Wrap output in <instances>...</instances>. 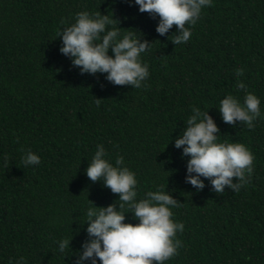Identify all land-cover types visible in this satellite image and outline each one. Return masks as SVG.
<instances>
[{"label": "trees", "instance_id": "obj_1", "mask_svg": "<svg viewBox=\"0 0 264 264\" xmlns=\"http://www.w3.org/2000/svg\"><path fill=\"white\" fill-rule=\"evenodd\" d=\"M80 12L117 20L107 30L118 38L133 31L152 43L140 56L149 70L141 88L81 75L60 52L59 33ZM158 23L135 0H0V264H76L89 239L88 208L119 200L86 175L101 144L113 166L122 156L135 173L137 200L162 187L182 203L170 208L184 224L182 246L165 264H264V0H212L177 46L176 26L160 36ZM238 81L261 101L252 130L224 123L218 110L229 94L243 104ZM193 107L209 111L218 142H240L254 155L239 192L216 193L203 177V190L186 183L190 157L175 139ZM22 147L40 164L25 166ZM124 211L125 223H139ZM63 239L72 241L61 253Z\"/></svg>", "mask_w": 264, "mask_h": 264}, {"label": "clouds", "instance_id": "obj_2", "mask_svg": "<svg viewBox=\"0 0 264 264\" xmlns=\"http://www.w3.org/2000/svg\"><path fill=\"white\" fill-rule=\"evenodd\" d=\"M135 5L139 6L140 13H148L154 19L159 17L156 31L160 36L167 35L176 26L177 31L171 36V42L177 46L189 41L192 32L186 24L194 26L202 9L212 6V0H135ZM75 21L59 33L63 44L60 52L72 60L73 67L79 68L81 75L107 74L106 79L115 86L141 88L142 82L149 76V70L148 65L141 62L140 56L152 43L137 39L133 31L118 38V29L107 30V26L117 20L101 12L93 15L77 13ZM110 50L113 55H109ZM235 74L242 76L244 69H237ZM236 88L246 92L243 104L229 94L221 100L218 110L224 123L235 127L239 121L252 130L255 128L254 121L261 116V101L247 92L243 82L238 81ZM100 102L96 98L98 106ZM219 132L209 111L192 108L185 130L175 139V147L183 149L184 157H190L186 183L203 190V177L210 181L216 193H223L226 188L239 192L254 171L255 158L240 142H218ZM20 151L24 153L21 162L25 166L40 164V157L31 150L22 147ZM106 155L104 146L98 145L86 175L94 183L102 181L105 188L119 196V200L107 207H96L89 200L94 205L87 210L89 239L77 254L76 264H84L88 260H91V264H97V260L101 264H165L178 255L177 250L182 246L176 235L184 231V224L175 222L170 210L182 203L162 187L157 191H148L145 198L137 200L135 173L128 167H122V156L116 158V166H113L105 159ZM126 207L139 223H125ZM71 241L63 239L58 242L61 253L70 247ZM23 262L24 258L21 257L17 264Z\"/></svg>", "mask_w": 264, "mask_h": 264}]
</instances>
